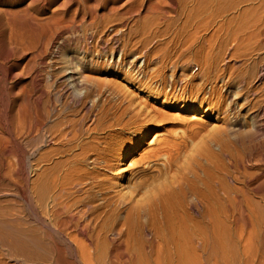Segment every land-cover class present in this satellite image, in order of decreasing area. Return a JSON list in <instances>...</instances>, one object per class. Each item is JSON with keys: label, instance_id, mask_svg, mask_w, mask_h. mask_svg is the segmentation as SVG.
<instances>
[{"label": "bare ground", "instance_id": "1", "mask_svg": "<svg viewBox=\"0 0 264 264\" xmlns=\"http://www.w3.org/2000/svg\"><path fill=\"white\" fill-rule=\"evenodd\" d=\"M0 264H264V0H0Z\"/></svg>", "mask_w": 264, "mask_h": 264}, {"label": "rangeland", "instance_id": "2", "mask_svg": "<svg viewBox=\"0 0 264 264\" xmlns=\"http://www.w3.org/2000/svg\"><path fill=\"white\" fill-rule=\"evenodd\" d=\"M121 3H122V2H121ZM126 7H128V9H129V7L131 8V5L126 4ZM129 14H130V12H128V13L126 14V16H125L126 19H125V20H127ZM82 27H83V26H82ZM85 28H86V27H84V29H85ZM84 29H82L81 26H79L78 29H76V30L73 32V34H72V35H73V36H72L73 38H72V37H71V38H72V39H76V37L78 38L79 36H83V35H84V32H86V31L89 30L88 28H86L85 30H84ZM76 31H77V32H76ZM127 31H128V30H127ZM82 32H83V34H82ZM74 33H75V34H74ZM78 33H79V34H78ZM80 33H81V34H80ZM127 33H128V32H127ZM77 34H78L79 36H78ZM126 36H127V34H126ZM74 37H75V38H74ZM122 39H123V38H122ZM239 65H240V64H239ZM196 67H197V66H196ZM238 67H241V66H238ZM102 68H104V67L102 66ZM238 69H239V68H238ZM238 69H237V71H239ZM236 85H237V84H236ZM236 85H235V86H236ZM72 101H73V99H71V102H70L71 104H72ZM77 106H79V104H78ZM77 106H76V107H77ZM71 107H72V106H71ZM71 107H70L69 110L72 112L75 108H74V107L71 108ZM72 109H73V110H72ZM2 180H3V179H2ZM12 196H14V195H12Z\"/></svg>", "mask_w": 264, "mask_h": 264}]
</instances>
